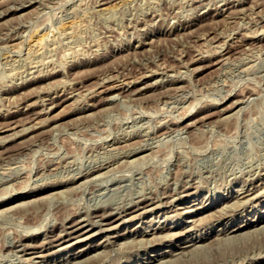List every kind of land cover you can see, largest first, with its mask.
I'll list each match as a JSON object with an SVG mask.
<instances>
[{
    "label": "rangeland",
    "instance_id": "1",
    "mask_svg": "<svg viewBox=\"0 0 264 264\" xmlns=\"http://www.w3.org/2000/svg\"><path fill=\"white\" fill-rule=\"evenodd\" d=\"M115 1L0 0V264H264V227L224 235L264 216V0ZM246 190L234 222L185 233Z\"/></svg>",
    "mask_w": 264,
    "mask_h": 264
},
{
    "label": "bare ground",
    "instance_id": "2",
    "mask_svg": "<svg viewBox=\"0 0 264 264\" xmlns=\"http://www.w3.org/2000/svg\"><path fill=\"white\" fill-rule=\"evenodd\" d=\"M107 1V0H106ZM117 1V0H116ZM115 1V2H116ZM251 1V0H250ZM259 1V0H258ZM108 2H109V0H108ZM203 3V2H202ZM107 3H102L100 6H104V5H106ZM10 7V6H9ZM18 7V6H17ZM98 7V6H97ZM99 8V7H98ZM106 9V8H105ZM236 9V8H235ZM108 10H110V9H108ZM228 11V10H227ZM233 11V10H232ZM2 12V11H1ZM98 12V11H97ZM108 12V11H107ZM247 12V11H246ZM101 13V12H100ZM105 13V12H104ZM221 14V13H220ZM245 14V13H244ZM228 15V14H227ZM247 15V14H246ZM252 16V15H251ZM247 19V18H246ZM252 20H255V19H253V17H252ZM242 21V20H241ZM250 21V20H249ZM257 21H258V19H257ZM73 22V21H72ZM245 22V21H244ZM248 22V21H247ZM243 23V22H242ZM71 24V23H70ZM248 24H250V23H248ZM260 24V23H259ZM61 25V24H60ZM73 25V24H72ZM75 25V24H74ZM242 25V24H241ZM264 25V24H263ZM245 26V25H244ZM243 26V27H244ZM256 27V26H255ZM61 28H63V27H61ZM67 28V27H66ZM69 28V27H68ZM67 28V29H68ZM74 28V27H73ZM72 28V29H73ZM238 29V28H237ZM256 30V29H255ZM262 30V29H261ZM260 30V31H261ZM67 31V30H66ZM240 31V30H239ZM243 31H245V30H243ZM247 32V31H246ZM248 33V32H247ZM257 33H258V31H257ZM245 34V33H244ZM249 34V33H248ZM205 35V34H204ZM203 35V36H204ZM254 35V34H253ZM258 35V34H257ZM202 36V35H201ZM203 36H202V38H203ZM250 36H251V34H250ZM47 37V36H46ZM257 38V37H256ZM35 39V38H34ZM47 39H48V37H47ZM243 39V38H242ZM10 40V39H9ZM42 40H43V37H42V39L40 38V39H35L34 41H32V45H31V47H33V49H34V47H37L40 43H42ZM205 40V39H204ZM241 40V39H240ZM48 41H49V39H48ZM47 41V42H48ZM206 41H207V37H206ZM9 42V41H8ZM52 42V41H51ZM230 42V41H229ZM15 43V42H14ZM256 43V42H255ZM11 44V43H10ZM43 44V43H42ZM12 46V45H11ZM16 46V45H15ZM19 48V47H18ZM32 49V48H31ZM29 50V51H32V50ZM28 52V51H27ZM70 52V51H69ZM73 52V51H72ZM30 53V52H29ZM28 53V54H29ZM65 53H66V51H65ZM71 53V52H70ZM28 54L26 55V56H28ZM68 56V55H67ZM69 57V56H68ZM42 58V57H41ZM61 58H63V57H61ZM26 59V58H25ZM202 59V58H201ZM29 60V59H28ZM63 60H65V59H63ZM43 61V60H42ZM46 61H48V60H46ZM50 61V60H49ZM48 63V62H47ZM224 63V62H223ZM222 63V64H223ZM227 64V63H226ZM35 65V64H34ZM48 65V64H47ZM31 66H33V65H31ZM248 66H251V65H248ZM253 66V65H252ZM58 67V66H57ZM45 68V67H44ZM48 68V67H47ZM54 68V67H53ZM52 68V69H53ZM242 68V67H241ZM240 68V69H241ZM245 68V67H244ZM243 68V69H244ZM248 68V67H247ZM253 68V67H252ZM251 68V69H252ZM51 69V68H50ZM56 69V68H55ZM249 69V68H248ZM255 69V68H254ZM57 70V69H56ZM238 70V69H237ZM246 70V69H245ZM71 71V70H70ZM230 71V70H229ZM254 71V70H253ZM53 72H54V70H53ZM152 72V71H151ZM165 72V71H164ZM237 72V71H236ZM247 72V71H246ZM29 73V72H28ZM167 73V72H166ZM230 73V72H229ZM250 73V72H249ZM255 73V72H254ZM31 74V73H30ZM29 74V75H30ZM42 74V73H41ZM149 74V73H148ZM151 74V73H150ZM233 74V73H232ZM238 74V73H237ZM167 75V74H166ZM241 75V74H240ZM246 75V74H245ZM253 75V74H252ZM262 75V74H261ZM263 75H264V73H263ZM249 76H250V74H249ZM110 77V76H109ZM117 77V76H116ZM119 77V76H118ZM105 78V77H104ZM123 79V78H122ZM132 79V78H131ZM130 79V80H131ZM137 79V78H136ZM262 79V78H261ZM63 80V79H62ZM128 80V79H127ZM127 80H125V81H127ZM134 80V79H133ZM163 80V79H162ZM256 80V79H255ZM264 80V79H263ZM68 81H70V80H68ZM259 81V80H258ZM63 82H64V80H63ZM119 82V81H118ZM170 82V81H169ZM67 84H68V82H67ZM149 84V83H148ZM230 84V83H229ZM244 84V83H243ZM123 85H124V83H123ZM232 85H234V84H232ZM61 86V85H60ZM71 86V85H70ZM110 86V85H109ZM117 86V85H116ZM146 86V85H145ZM221 86V85H220ZM230 86V85H229ZM258 86V85H257ZM45 87V86H44ZM59 87V86H58ZM68 87V86H67ZM144 87V86H143ZM172 87V86H171ZM243 87V86H242ZM263 87V86H262ZM75 88V87H74ZM164 88V87H163ZM213 88V87H212ZM225 88V87H224ZM223 88V89H224ZM48 89V88H47ZM176 89V88H175ZM221 89V88H220ZM226 89V88H225ZM244 89V88H243ZM242 89V90H243ZM252 89V88H251ZM256 89V88H255ZM255 89H253V90H251L252 91V93H253V91L255 90ZM263 89V88H262ZM76 90H77V88H76ZM118 90H120V89H118ZM129 90V89H128ZM135 90H138V89H135ZM177 90V89H176ZM216 90V89H215ZM249 90V89H248ZM225 91V90H224ZM239 91V90H238ZM251 91H247L246 90V92H245V94H251ZM97 92H98V90H97ZM133 92H135V91H133ZM201 92V91H200ZM218 92V91H217ZM60 93V92H59ZM75 93V92H74ZM123 93V92H122ZM243 93V92H242ZM242 93H241V95H242ZM255 93V92H254ZM78 94V93H77ZM94 94V93H93ZM132 94V93H131ZM209 94V93H208ZM262 94V93H261ZM130 95V94H129ZM252 95V94H251ZM53 96V95H52ZM76 96V95H75ZM112 96V95H111ZM207 96V95H206ZM245 96L246 95H243L240 99L239 98H237V99H239V100H237V101H235L233 104H232V106H230V108H227L226 109V107H224V109L222 110V114H220V116L222 117V115H224V114H226L228 111H230V110H234V109H236L238 106H240L241 105V103L243 102V97L245 98ZM250 96V95H249ZM103 97V96H102ZM113 97V96H112ZM253 97V96H252ZM110 98V97H109ZM117 98V97H116ZM133 98V97H132ZM262 98V97H261ZM260 98V99H261ZM76 99V98H75ZM107 99V98H106ZM118 99V98H117ZM103 100V99H102ZM27 101V100H26ZM37 101V100H36ZM116 101V100H115ZM219 101V100H218ZM59 102V101H58ZM32 103H33V101H32ZM31 103V104H32ZM71 103V102H70ZM72 103H74L73 101H72ZM252 103V102H251ZM40 104V103H39ZM250 104V103H249ZM18 105V104H17ZM167 105V104H166ZM15 106V105H14ZM35 106V105H34ZM51 106V105H50ZM109 106V105H108ZM3 107V106H2ZM16 107V106H15ZM52 107V106H51ZM189 107V106H188ZM209 107V106H208ZM4 108V107H3ZM45 108H46V106H45ZM160 108V107H159ZM172 108V107H171ZM186 108V107H185ZM15 109V108H14ZM42 109V108H41ZM162 109V108H161ZM222 109V108H221ZM220 109V110H221ZM254 109V108H253ZM98 110V109H97ZM188 110V109H187ZM187 110H186V113H187ZM37 111V110H36ZM38 111H39V109H38ZM107 111V110H106ZM143 111V110H142ZM147 111V110H146ZM161 111V110H160ZM219 111V110H218ZM217 111V112H218ZM251 111V110H250ZM253 111V110H252ZM4 112V111H3ZM41 112V111H40ZM45 112V111H44ZM181 112V111H180ZM220 112V111H219ZM233 112V111H232ZM245 112V111H244ZM257 112V111H256ZM149 113V112H148ZM176 113V112H175ZM216 113V112H215ZM151 114V113H150ZM174 114V113H173ZM185 114V113H184ZM247 114V113H246ZM152 115V114H151ZM218 115H219V113H218ZM227 115V114H226ZM235 115V114H234ZM137 116V115H136ZM169 116V115H168ZM253 116V115H252ZM254 117V116H253ZM80 118V117H79ZM78 118V119H79ZM258 118V117H257ZM134 119V118H133ZM156 119H158V118H156ZM162 119V118H161ZM165 119V118H164ZM234 119V118H233ZM250 119H252V118H250ZM255 119V118H254ZM80 120V119H79ZM150 120V119H149ZM207 120V119H206ZM205 120V121H206ZM229 120V119H228ZM231 120V119H230ZM39 121V120H38ZM84 121V120H83ZM101 121V120H100ZM158 121V120H157ZM160 121V120H159ZM227 121V120H226ZM243 121V120H242ZM250 121V120H249ZM40 122V121H39ZM95 122V121H94ZM146 122V121H145ZM175 122V121H174ZM228 122V121H227ZM236 122V121H235ZM245 122V121H244ZM248 122V121H247ZM204 123V122H203ZM229 123V122H228ZM249 123V122H248ZM252 123H253V120H252ZM261 123V122H260ZM81 124V123H80ZM93 124V123H92ZM91 124V125H92ZM137 124V123H136ZM155 124V123H154ZM163 124V123H162ZM193 124H194V122H193ZM245 124V123H244ZM34 125V124H33ZM86 125H87V123H86ZM94 125V124H93ZM97 125V124H96ZM123 125V124H122ZM157 125V124H156ZM160 125V124H159ZM164 125V124H163ZM241 125V124H240ZM250 125V124H249ZM25 126V125H24ZM23 126V127H24ZM169 126V125H168ZM218 126V125H217ZM234 126V125H233ZM236 126V125H235ZM245 126V125H244ZM78 127V126H77ZM92 127V126H91ZM142 127V126H141ZM224 127H226V126H224ZM228 127V126H227ZM246 127H248V126H246ZM245 127V128H246ZM102 128V127H101ZM216 128V127H215ZM84 129V128H83ZM122 129V128H121ZM175 129V128H174ZM225 129H227V128H225ZM256 129V128H255ZM67 130V129H66ZM94 130V129H93ZM140 130V129H139ZM150 130V129H149ZM229 130V129H228ZM231 130V129H230ZM236 130V129H235ZM257 130V129H256ZM79 131V130H78ZM96 131V130H95ZM94 131V132H95ZM151 131V130H150ZM219 131V130H218ZM249 131V130H248ZM23 132V131H22ZM25 132V131H24ZM83 132H85V131H83ZM147 132V131H146ZM159 132V131H158ZM170 132V131H169ZM175 132V131H174ZM179 132V131H178ZM225 132V131H224ZM232 132H234V131H232ZM118 133V132H117ZM122 133H124V132H122ZM127 133V132H126ZM175 133H177V132H175ZM192 133V132H191ZM245 133H246V131H245ZM259 133H260V131H259ZM75 134V133H74ZM79 134V133H78ZM99 134V133H98ZM155 134V133H154ZM165 134V133H164ZM235 134H236V132H235ZM12 135V134H11ZM31 135V134H30ZM36 135V134H35ZM35 135H34V137H35ZM66 135V134H65ZM83 135V134H82ZM166 135V134H165ZM229 135V134H228ZM71 136V135H70ZM77 136H79V135H77ZM81 136V135H80ZM97 136H99V135H97ZM161 136V135H160ZM170 136V135H169ZM252 137V136H251ZM250 137V138H251ZM40 138V137H39ZM42 138V137H41ZM63 138V137H62ZM86 138V137H85ZM84 138V139H85ZM97 138V137H96ZM113 138V137H112ZM7 139V138H6ZM25 139V138H24ZM51 139V138H50ZM69 139V138H68ZM72 139V138H71ZM139 139V138H138ZM2 140V139H1ZM5 140V139H4ZM114 140V139H113ZM137 140V139H136ZM47 141V140H46ZM45 141V142H46ZM49 141V140H48ZM65 141H67V136H66V140ZM80 141V140H79ZM119 141V140H118ZM143 141V140H142ZM1 142V141H0ZM68 142V141H67ZM235 142V141H234ZM128 143V142H127ZM35 144V143H34ZM219 144V143H218ZM218 144H216V145H218ZM39 145V144H38ZM72 145V144H71ZM79 145V144H78ZM83 145V144H82ZM104 145V144H103ZM126 145V144H125ZM214 145V144H213ZM212 145V146H213ZM40 146H42V145H40ZM115 146V145H114ZM215 146V145H214ZM213 146V147H214ZM76 147V146H75ZM136 147V146H135ZM219 147V146H218ZM25 148V147H24ZM83 148V147H82ZM132 148V147H131ZM148 148V147H147ZM202 148V147H201ZM251 148V147H250ZM65 149V148H64ZM77 149V148H76ZM215 149V148H214ZM33 150V149H32ZM63 150V149H62ZM70 150V149H69ZM75 150V149H74ZM88 150V149H87ZM158 150H159V148H158ZM161 150V149H160ZM159 150V151H160ZM248 150V149H247ZM264 150V149H263ZM68 151V150H67ZM152 151V150H151ZM155 151V150H154ZM156 151H157V149H156ZM250 152H251V150H249ZM248 151V152H249ZM254 151V150H253ZM22 152V151H21ZM29 152V151H28ZM50 152V151H49ZM73 152H75V151H73ZM119 152V151H118ZM254 152H256V151H254ZM264 152V151H263ZM51 153V152H50ZM67 153V152H66ZM69 153V152H68ZM90 153V152H89ZM88 153V154H89ZM121 153V152H120ZM125 153V152H124ZM130 153V152H129ZM154 153H156V152H154ZM158 153V152H157ZM179 153V152H178ZM28 154V153H27ZM98 154V153H97ZM102 154V153H101ZM105 154V153H104ZM103 154V155H104ZM116 154V153H115ZM119 154V153H118ZM149 154V153H148ZM163 154V153H162ZM248 154H250V153H248ZM94 155V154H93ZM107 155V154H106ZM130 155V154H129ZM146 155V154H145ZM25 156V155H24ZM63 156H65V154H63ZM142 156H144V155H142ZM149 156H150V154H149ZM152 156V155H151ZM69 157V156H68ZM73 157H75V156H73ZM108 157V156H107ZM114 157V156H113ZM112 157V158H113ZM127 157V156H126ZM140 157V156H139ZM248 157V156H247ZM251 157H253V156H251ZM251 157H249V158H251ZM98 158V157H97ZM121 158V157H120ZM38 159V158H37ZM44 159V158H43ZM53 159V158H52ZM58 159V158H57ZM60 159V158H59ZM87 159V158H86ZM125 159V158H124ZM5 160V159H4ZM22 160V159H21ZM25 160V159H24ZM63 160V159H62ZM72 160V159H71ZM140 160H142V159H140ZM254 160V159H253ZM255 160H257V159H255ZM49 161V160H48ZM68 161V160H67ZM70 161V160H69ZM78 161V160H77ZM112 161V160H111ZM129 161H131V160H129ZM148 161V160H147ZM233 161V160H232ZM250 161V160H249ZM8 162H10V161H8ZM12 162V161H11ZM14 162V161H13ZM19 162V161H18ZM54 162V161H53ZM56 162L58 163V161L56 160ZM66 162V161H65ZM79 162V161H78ZM97 162V161H96ZM99 162V161H98ZM136 162V161H135ZM139 162V161H138ZM181 162V161H180ZM186 162V161H185ZM248 162V161H247ZM26 163V162H25ZM80 163V162H79ZM108 163V162H107ZM114 163V162H113ZM125 163H126V161H125ZM124 163V164H125ZM132 163V162H131ZM179 163V162H178ZM187 163V162H186ZM257 163V162H256ZM124 164H123V166H124ZM180 164V163H179ZM244 164V163H243ZM258 164V163H257ZM12 165V164H11ZM10 165V166H11ZM26 165H28V164H26ZM58 165V164H57ZM56 165V166H57ZM91 165V164H90ZM128 164H126L125 166H127ZM129 165H131V164H129ZM136 165V164H135ZM138 165V164H137ZM144 165V164H143ZM184 165V164H183ZM14 166V165H13ZM19 166V165H18ZM21 166V165H20ZM24 166V165H23ZM29 166V165H28ZM55 166V165H54ZM53 166V167H54ZM115 166H116V164H115ZM139 166V165H138ZM6 167H8V166H6ZM22 167V166H21ZM30 167V166H29ZM113 167V166H112ZM111 167V168H112ZM20 168V167H19ZM24 168V167H23ZM31 168V167H30ZM107 167H106V164H104V165H99L98 167H95V169H92L91 171H89V172H85L84 174H82L78 179H76L75 180V178H76V175H74L75 177L74 178H72L71 180L72 181H79V180H83V179H87L88 180V178L91 180L92 178H99V179H101L102 177H104L105 175H107L106 174V172L105 173H102V171L104 170V169H106ZM115 168H117V167H115ZM121 168V167H120ZM129 168V167H128ZM9 169V168H8ZM7 169V170H8ZM25 169V168H24ZM39 169V168H38ZM53 169H55V168H53ZM62 169V168H61ZM69 169V168H68ZM81 169H82V167H81ZM113 169V171H115L114 170V167L112 168ZM150 169V168H149ZM204 169V168H203ZM5 170V169H4ZM3 170V171H4ZM27 170H28V168H27ZM83 170V169H82ZM81 170V171H82ZM107 170V169H106ZM117 170V169H116ZM120 170V169H119ZM183 170V169H182ZM216 170V169H215ZM1 171V170H0ZM15 171V170H14ZM23 171V170H22ZM25 172H26V170H24ZM36 171V170H35ZM48 171H50V170H48ZM54 171V170H53ZM61 171V170H60ZM76 171V170H75ZM86 171V170H85ZM110 171H112V170H110ZM121 171V170H120ZM156 171V170H155ZM234 171V170H233ZM236 171V170H235ZM247 171V170H246ZM2 172V171H1ZM16 172V171H15ZM15 172H13V173H15ZM19 172H20V170H19ZM51 172V171H50ZM56 172V171H55ZM157 172V171H156ZM162 172H164V171H162ZM168 172V171H167ZM240 172V171H239ZM262 172V171H261ZM3 173V172H2ZM40 173V172H39ZM53 173V172H52ZM76 173V172H75ZM148 173V172H147ZM218 173V172H217ZM26 174H29V173H27L26 172ZM48 174V173H47ZM59 174V173H58ZM141 174V173H140ZM146 174V173H145ZM166 174V173H165ZM193 174V173H192ZM238 174V173H237ZM2 175V174H1ZM40 175H42V174H40ZM45 175V174H44ZM65 175H66V173H65ZM70 175V174H69ZM80 175V174H79ZM79 175H77V176H79ZM141 175H143V174H141ZM202 175V174H201ZM215 175V174H214ZM25 176V175H24ZM39 176V175H38ZM51 176H52V174H51ZM64 176V175H63ZM62 176V177H63ZM121 176V175H120ZM123 176V175H122ZM126 176V175H125ZM147 176V175H146ZM167 176V175H166ZM251 176V175H250ZM44 177V176H43ZM149 177V176H148ZM198 177V176H197ZM6 178V177H5ZM20 178V177H19ZM53 178H55V177H53ZM66 178V177H65ZM120 178V177H119ZM145 178V177H144ZM35 179V178H34ZM40 179V178H39ZM113 179V178H112ZM86 180V181H87ZM109 180V179H108ZM129 180V179H128ZM185 180V179H184ZM28 181V180H27ZM35 181V180H34ZM46 181V180H45ZM52 182H53V180H51ZM86 181H84V182H86ZM105 181V180H104ZM103 181V182H104ZM110 181H111V179H110ZM110 181H108V182H110ZM175 181V180H174ZM264 181V180H263ZM22 182V181H21ZM24 182V181H23ZM50 182V181H49ZM58 182V181H57ZM82 182V181H81ZM80 182V183H81ZM125 182V181H124ZM129 182V181H128ZM20 183V182H19ZM26 183V182H25ZM56 183V182H55ZM59 183H61V182H59ZM120 183V182H119ZM148 183H150V182H148ZM163 183V182H162ZM169 183V182H168ZM3 184V183H2ZM9 184H11V183H9ZM36 184V183H35ZM68 184V183H67ZM74 184V183H73ZM101 184V183H100ZM255 184V183H254ZM13 185V184H12ZM22 185V184H21ZM32 185V184H31ZM37 185H39V184H37ZM55 185V184H54ZM102 185V184H101ZM120 185V184H119ZM136 185V184H135ZM142 185V184H141ZM162 185V184H161ZM195 185V184H194ZM60 186V185H59ZM95 186V185H94ZM139 186V185H138ZM143 186V185H142ZM33 187V186H32ZM39 187V186H38ZM66 187V186H65ZM73 187V186H72ZM75 187H77V186H75ZM79 187V186H78ZM77 187V188H78ZM117 187V186H116ZM141 187V186H140ZM80 188H82V186L80 187ZM90 188H92V187H90ZM94 188V187H93ZM121 188V187H120ZM145 188V187H144ZM174 188V187H173ZM67 189V188H66ZM79 189V188H78ZM95 189V188H94ZM98 189V188H97ZM117 189V188H116ZM123 189V188H122ZM149 189V188H148ZM172 189V188H171ZM18 190V189H17ZM73 190V189H72ZM118 190H119V188H118ZM135 190V189H134ZM139 190V189H138ZM35 191V190H34ZM59 191H61V190H59ZM64 191V190H63ZM74 191V190H73ZM144 191V190H143ZM259 191H261V190H259ZM258 191V192H259ZM4 192V191H3ZM7 192V191H6ZM33 192V191H32ZM42 192V191H41ZM72 192V191H71ZM78 192V191H77ZM147 192H148V190H147ZM179 192V191H178ZM1 193V192H0ZM12 193V192H11ZM100 193V192H99ZM182 193V192H181ZM254 192L253 191H248V190H246V191H243V192H237V194H235V195H232L231 197H229V199L230 200H234V199H237V201L239 202V201H242L243 200V202H240V203H236V205H234L233 206V204H232V202H231V205H224V206H221L222 208L219 210H217V213H209L208 214V216H205V215H203V214H205V213H207V212H210L212 209H217V206L216 205H218V204H210L209 206H203V207H199V208H196V209H194V210H191V211H187V212H184L183 214H185V215H191L190 217L192 218V216H195V215H203L199 220H197V223L196 224H193L189 229H187V230H185V233H190V232H192V231H195L196 229L194 228V227H205V226H208V228L209 227H212V226H214V224L216 223H222V221L223 220H225V219H227V218H232V220H231V223L232 222H234L235 221V219L233 218L235 215H234V213H236V212H240V211H243V204L242 203H244V201H246V202H248V201H252L253 200V198L251 197L252 196V194H253ZM4 194H6V193H4ZM4 194H2V195H4ZM32 194V193H31ZM60 194L61 195H63L62 194V192H60ZM78 194V193H77ZM80 194V193H79ZM103 194V193H102ZM47 195V194H46ZM75 195V194H74ZM113 195H115V194H113ZM122 195V194H121ZM169 195V194H168ZM1 196V195H0ZM59 196V195H58ZM97 196V195H96ZM100 196V195H99ZM116 196V195H115ZM114 196V197H115ZM150 196V195H149ZM235 196V197H234ZM5 197V196H4ZM43 197V196H42ZM53 197H54V195H53ZM60 197V196H59ZM64 197H65V195H64ZM87 197V196H86ZM121 197V196H120ZM138 197V196H137ZM66 198V197H65ZM89 198V197H88ZM94 198V197H93ZM55 199V198H54ZM58 199H60V198H58ZM63 199V198H62ZM70 199V198H69ZM110 199V198H109ZM120 199V198H119ZM125 199H126V197H125ZM128 199V198H127ZM24 200V199H23ZM90 200V199H89ZM138 200V199H137ZM35 201V200H34ZM49 201V200H48ZM112 201V200H111ZM146 201V200H145ZM99 202V201H98ZM105 202V201H104ZM148 202H150V201H148ZM167 202V201H166ZM236 202V201H235ZM128 203V202H127ZM146 202H140V205L141 204H143L144 205V207H149L152 203H146ZM155 203V202H154ZM225 204V203H224ZM235 204V203H234ZM62 205V204H61ZM81 205V204H80ZM104 205V204H103ZM188 205V204H187ZM220 205V204H219ZM222 205V204H221ZM30 206V205H29ZM69 207H70V205H69ZM72 207H74V206H72ZM77 207V206H76ZM80 207V206H79ZM132 207V206H131ZM139 207V206H138ZM56 208V207H55ZM71 208V207H70ZM82 208V207H81ZM91 209L93 208V207H90ZM110 208V207H109ZM134 208V207H133ZM185 208V207H184ZM229 208V209H228ZM31 209V208H30ZM68 209V208H67ZM100 209V208H99ZM139 209V208H138ZM186 209V208H185ZM184 209V210H185ZM41 210V209H40ZM71 210V209H70ZM144 210V209H143ZM254 210V209H253ZM38 211V210H37ZM36 211V212H37ZM59 211V210H58ZM80 211V210H79ZM104 211V210H103ZM111 211V210H110ZM118 211V210H117ZM136 211V210H135ZM216 211V210H215ZM33 212V211H32ZM60 212V211H59ZM67 212H68V210H67ZM75 212V214H76V212L77 211H74ZM131 212V211H130ZM5 213V212H4ZM69 213V212H68ZM85 213V212H84ZM106 214H107V212H105ZM6 215H7V213H5ZM21 214V213H20ZM74 214V213H73ZM72 214V215H73ZM99 214V213H98ZM101 214V213H100ZM24 215V214H23ZM84 215V214H83ZM102 216H103V214H101ZM242 215V214H241ZM253 215V214H252ZM18 216V215H17ZM21 216L22 215H20V218H21ZM28 216V215H27ZM34 216H36V215H34ZM77 217L76 218H80V216H81V213H77V215H76ZM92 216V215H91ZM110 215H108V216H106L105 218H108ZM184 216V215H183ZM13 217V216H12ZM19 217V216H18ZM29 217V216H28ZM55 217H56V215H55ZM82 217V216H81ZM248 217V216H247ZM72 218V217H71ZM70 218V219H71ZM83 218V217H82ZM81 218V219H82ZM117 218V217H116ZM193 218H195V217H193ZM192 218V219H193ZM17 219H19V218H17ZM121 219V218H120ZM128 219H130V218H128ZM21 220V219H20ZM34 220V219H33ZM38 220V219H37ZM112 220V219H111ZM35 221H36V219H35ZM75 221H77V220H75ZM179 221V220H178ZM195 220H192V221H188V222H185V224L186 223H190V224H192L193 222H194ZM237 221V220H236ZM239 221V220H238ZM74 222V220L71 222V223H73ZM81 223L82 222H80V223H78V224H76V225H74V231H77V230H80V229H82V225H81ZM68 224V223H67ZM24 225H26V224H24ZM31 225V224H30ZM60 225H61V227L63 228V227H65V225L63 224V222L62 223H60ZM69 225H70V223H69ZM69 225H66L67 227L69 226ZM225 225H227V223L225 222ZM234 225V224H233ZM32 226H33V224H32ZM58 226V225H57ZM38 227V226H37ZM111 227V226H110ZM180 227V224H176L175 226H173V227H170L172 230H174V231H177V229H180L179 228ZM193 227V228H192ZM258 227H264V216H262V217H257V218H255L254 220H248V218H247V220L246 221H244L243 223H241V224H239V225H237L236 227H231V228H229L228 229V231L227 232H225L224 233V235L225 236H229V235H231V234H236V233H241V232H244L245 230L247 231V230H251V229H255V228H258ZM89 228V227H88ZM104 229H105V227H103ZM103 228H101V229H103ZM108 228V227H107ZM153 228V227H152ZM26 229V228H25ZM164 228H161V229H156L157 231H162ZM184 229V228H183ZM213 229V228H212ZM156 230L154 231H152V230H150V231H146L142 236H150V235H152L153 237L155 236V234H156ZM171 230V231H172ZM226 230V229H225ZM225 230H223V231H225ZM256 230V229H255ZM9 231H10V229H9ZM48 231V230H47ZM66 231H68L67 229H66ZM85 231V230H84ZM171 231H169L170 233H171ZM8 232V231H7ZM15 232V231H14ZM62 232V231H61ZM82 232V231H81ZM181 232V231H180ZM6 233V232H5ZM9 233V232H8ZM12 233V232H11ZM10 233V234H11ZM174 233V232H173ZM182 233H183V231H182ZM2 234V233H1ZM4 234V233H3ZM54 234V233H53ZM164 234H166V232H164ZM169 234V233H168ZM164 235V236H160V237H155V238H153L154 240H157L156 241V243H163V242H171L172 243V241H173V239L176 237V239H179V238H181V235L182 234H170V235ZM203 234V233H202ZM7 235V234H6ZM14 235V234H13ZM94 235V234H93ZM93 235H88V237H92ZM222 235V234H221ZM66 236V235H65ZM216 236V235H215ZM8 237V236H7ZM87 237V238H88ZM138 237V236H137ZM151 237V236H150ZM172 237V238H171ZM183 237V236H182ZM10 238V237H9ZM45 238V237H44ZM54 238V237H53ZM67 238V237H66ZM139 238V237H138ZM148 238V237H147ZM158 238V239H157ZM221 238V237H220ZM223 238V237H222ZM221 238V239H222ZM226 238V237H225ZM20 239H22V238H20ZM78 239V238H77ZM116 239V238H115ZM136 239V238H135ZM151 239V238H150ZM198 239L199 240H201V241H204L206 238H203V237H201V236H196V238H191V239H187V240H185L184 242H185V244H183L184 245V247L185 248H188V247H196V244L198 243ZM57 241H59V240H64V238L63 237H58L57 239H56ZM82 240V239H81ZM207 240H209V239H207ZM6 241V240H5ZM44 241V240H43ZM79 241V240H78ZM180 241V240H179ZM15 242V241H14ZM116 242V241H115ZM133 242V241H132ZM137 242V241H136ZM5 243V242H4ZM125 243V242H124ZM129 243V242H128ZM149 243V242H148ZM203 243V242H202ZM10 244V243H9ZM24 244V243H23ZM121 244V243H120ZM16 245V244H15ZM118 245V244H117ZM122 245H123V243H122ZM159 245V244H158ZM202 245H205L204 243L202 244ZM118 246H120V245H118ZM200 246V245H199ZM133 248V247H132ZM191 248V249H192ZM75 249V248H74ZM190 248H189V250H191ZM110 250V249H109ZM188 250V249H187ZM76 254H83V252L81 251V252H78V253H76ZM96 254V253H95ZM99 254H101V253H99ZM39 255V254H38ZM59 256V255H58ZM102 256V255H101ZM88 257H90V255L88 256ZM152 258H158V254L157 255H154V256H151ZM188 257V256H187ZM1 258V257H0ZM22 259V258H21ZM27 259V258H26ZM85 259V258H84ZM149 259V258H148ZM158 260H160V259H158ZM34 261V260H33ZM73 261V260H72ZM76 261V260H75ZM166 261V260H165ZM74 262V261H73ZM164 262V261H163ZM19 264V263H18ZM74 264H76V263H74ZM141 264V263H140ZM165 264H167V263H165Z\"/></svg>",
    "mask_w": 264,
    "mask_h": 264
}]
</instances>
